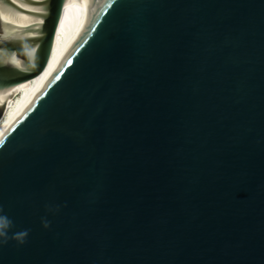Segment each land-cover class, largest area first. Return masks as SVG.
Returning a JSON list of instances; mask_svg holds the SVG:
<instances>
[{
	"label": "water",
	"instance_id": "water-1",
	"mask_svg": "<svg viewBox=\"0 0 264 264\" xmlns=\"http://www.w3.org/2000/svg\"><path fill=\"white\" fill-rule=\"evenodd\" d=\"M0 12V264H264V0Z\"/></svg>",
	"mask_w": 264,
	"mask_h": 264
},
{
	"label": "bare ground",
	"instance_id": "bare-ground-1",
	"mask_svg": "<svg viewBox=\"0 0 264 264\" xmlns=\"http://www.w3.org/2000/svg\"><path fill=\"white\" fill-rule=\"evenodd\" d=\"M2 20L8 24L23 25L25 23L24 17L8 12H0ZM33 79L18 84L13 89L0 95V103L5 102L6 108L3 116L0 119V128L7 120L9 113L16 106V104L25 96L32 86Z\"/></svg>",
	"mask_w": 264,
	"mask_h": 264
}]
</instances>
